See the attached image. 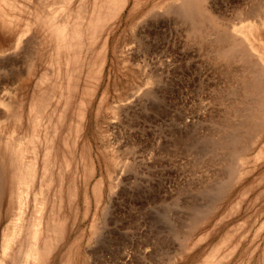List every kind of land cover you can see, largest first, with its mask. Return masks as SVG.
Segmentation results:
<instances>
[{
  "label": "rangeland",
  "instance_id": "374dc122",
  "mask_svg": "<svg viewBox=\"0 0 264 264\" xmlns=\"http://www.w3.org/2000/svg\"><path fill=\"white\" fill-rule=\"evenodd\" d=\"M30 1L0 0L3 10L0 14L4 13L2 16L9 22L2 28L6 36L0 40V48L5 46L9 50L2 48L0 51V77H4V80L0 79V86L7 84L3 87L4 92L0 87V95L11 90L2 99L9 101L12 98L10 101L16 102L12 103L15 108L20 105L16 110L23 108L25 112L20 110L19 115L29 112L33 119L40 118H37L38 123L43 121L38 124L35 119L34 129L33 124L26 125L30 119L26 121L24 114L21 116L23 124L18 116L22 127L17 126L18 123H12L17 119L14 109L16 115L14 120L11 118L13 121L10 119L12 125L9 123V126L8 112L14 107L8 112L5 110L6 115H3L4 108L0 103V115L6 116L5 120L1 117L0 131L4 135L7 133L6 139L0 134V141L14 138L16 134L11 135V130L18 127L14 140L23 146V161L34 164L35 175L42 176L46 171V177L50 178L46 183L54 181L49 183L50 186L45 185L51 196L47 198L49 202H45L43 214L55 212L56 220L63 221L61 229L62 226L64 229L61 240L50 250L53 252H49L59 253L60 260L58 256L56 259L50 257L48 263L201 264L207 258L205 262L217 264H264V130L258 135L248 132L254 139L250 137L248 140L253 139L250 143L242 142L246 148L240 158L227 146L223 147L225 138L237 132L233 126L244 119L235 114L236 107L232 106L238 107L243 97L240 94H243V88L237 79L244 70L240 62H221L210 51H215V45H210L215 32L225 31L231 36L233 26L241 25L243 21L248 24L250 18L247 20L248 16L241 14L246 2L247 14L253 9L248 7L258 3L263 6L264 0L258 3H253L257 0H206L207 7L213 5L214 9H209L222 24L214 32L208 28L204 38L213 37L209 41L198 38L200 43L188 37L189 23L180 21L178 5L172 4L180 0L171 1V5L170 0H122L123 3L120 0L118 6L112 0H68L66 31L69 34L77 27L74 23H79L76 28L80 27V45L76 46L79 49L71 48L74 45L61 38L58 41L47 26L44 25L47 29L42 26V30L38 18H43L48 11L42 8L47 0H42L45 1L42 5L41 0ZM56 1L58 5L62 2ZM93 2L97 3L96 9H93ZM239 8H243V12L240 13ZM35 9H40L42 14L39 10L35 14ZM5 12L9 13L5 15ZM1 15L0 19L5 20ZM11 17L13 21L8 20ZM13 24H19V28L10 29ZM222 25L226 30H222ZM17 29L24 31L23 42L19 44L14 38H17ZM259 30L260 34L255 32V36L264 42V30ZM234 36L241 39L240 34ZM202 41L206 43L205 47ZM208 42L213 48L207 45ZM206 47L214 57L206 52ZM250 53L251 63L256 66L258 63H254L260 56L254 51ZM258 62L264 65L262 60ZM260 64L256 68H263ZM229 65H234L233 70L237 67V75L231 70L224 76L225 68H232ZM17 71L22 74L18 76ZM20 77L26 78L25 81ZM234 78L235 82L232 81ZM44 96L49 99L47 106L42 108L39 100ZM36 103L41 111L34 116L36 110L33 114L30 108L33 106L34 110ZM23 125L29 132L32 128L35 130L34 139H29L32 132L21 131ZM39 125L43 129H39ZM18 131L26 134L21 135ZM48 131L59 138L55 137V140L50 136V139ZM237 133L241 134L240 131ZM43 142H50V147L46 148ZM45 148L50 151L49 159L55 157L49 160L47 170L45 164L42 167L46 162V158L43 159ZM0 152L3 153L1 149ZM230 162L236 165V170ZM55 164L61 167H58L62 172L59 175L60 170L54 167ZM1 167L4 168L3 164ZM230 167H233L234 175ZM60 175L63 180L59 179ZM38 177L35 176V181H39ZM58 188H62L58 192L61 191L63 200L57 196ZM70 194L73 195L72 202ZM52 195L55 198L53 196L51 201ZM7 196L8 190L0 197L1 233L12 213ZM58 199L63 204H59ZM30 206L33 207L31 204L26 207L27 213L32 209ZM52 207L62 211V220L57 214L59 210L56 212ZM208 257L212 259L208 260ZM218 257L223 259L216 262Z\"/></svg>",
  "mask_w": 264,
  "mask_h": 264
},
{
  "label": "bare ground",
  "instance_id": "6f19581e",
  "mask_svg": "<svg viewBox=\"0 0 264 264\" xmlns=\"http://www.w3.org/2000/svg\"><path fill=\"white\" fill-rule=\"evenodd\" d=\"M33 1V0H32ZM32 1H30V2H32ZM39 1V0H38ZM42 1V0H41ZM56 1V0H55ZM54 0H47V2L46 3H44L43 1L42 2H40V4L41 3H44L43 4V9L44 10H48L46 13H45V15L43 16V18L41 17V18H38L39 19V22H40V24H41V27L42 26H47L48 27V29H49V31L50 30H52V31H50L51 33L50 34H52L53 36H56V39L58 40V38H61L63 41H65L66 40V43L67 42H69V44H72V45H74V47H71L72 45H69L71 48H75L77 45H78V43H79V45H80V42H78V37H79V30L78 29H80V27L78 28V29H76L79 25V23L77 22V24L76 23H74L77 27L75 28V29H73L72 27L73 26H75V25H73V22H72V31L69 33V34H67V31H66V26H67V22H68V20H67V17H66V13H69L68 12V10H66L67 8V6H68V4H69V1L68 0H62V2H60V1H58V3L60 2V4L58 5L57 4V1L55 2ZM94 1H96V0H94ZM112 1H115V3L117 4V6H118V3H119V1L120 0H112ZM112 1H110L111 3H113ZM171 1H177V0H170V4L169 5H171ZM253 0H251V2H252ZM256 1V0H255ZM260 1H262V0H260ZM259 0H257V2H253V3H258V2H260ZM120 2H122L123 3V1L121 0ZM209 2V1H208ZM263 2V1H262ZM5 3H7L6 1H5ZM53 3H54V5H53ZM56 3V4H55ZM96 2H93V9H96V8H94V7H96V5H97V3L95 4ZM245 3V2H244ZM243 3V4H244ZM247 3V2H246ZM246 3H245V5H246ZM10 4H13L12 2L10 3ZM94 4H95V6H94ZM173 5H175V4H177L178 5V13H179V15L181 16V20L180 21H182V19L183 20H185V22H186V24L187 23H189V27H188V33L186 32V30L184 29V27H183V29L185 30V34L187 33L188 35H186V36H188V37H191V38H193L192 40H193V42H194V38L196 39L195 40V42L196 41H198V38H204V36H205V33L207 32L206 30L209 28H211L212 30H213V32H214V29L216 28V27H219L222 23H220L221 22V20H220V18L215 14V12L213 13L210 9H212L213 8V5L210 7V6H208L207 7V5H208V3H207V5H206V0H180V2H178V3H172ZM211 4H212V2H211ZM210 4V5H211ZM259 4V3H258ZM258 4H254L255 6H251V7H248V8H253V9H251V10H249L248 12L249 13H247L246 14V11L248 10L247 9V7H245V5H244V8L246 9H244V12H243V8L242 9H240L239 8V10H240V13L241 12H243L244 14H246V15H244L243 13H241L243 16H248V17H246L247 18V20H248V18H250V20H248V24H246V23H244V21H243V24H241V25H236V26H233V28L231 29L232 30V33H234V34H231V36H229V34H227L225 31H218V32H215L214 33V37L212 36V35H209L208 36V38H207V40L209 41V39L211 38V37H213V38H211L212 39V41L210 40V42H211V44L210 45H215V51L213 50H210L212 53L211 54H215L217 57H218V59L221 61V60H223L224 61V63L226 62L227 64L228 63H231V61H237V62H240L242 65L241 66H243L242 68V71L244 72H242L241 70V73H243V74H241V75H239V78L237 79V80H239V82L241 83V85H242V88H243V94L242 93H240V92H238V93H240L241 95H243V97L239 100L240 101V104L238 105V107H237V105L235 106V105H232V106H234V107H236L234 110L237 112H235V114L237 115H239L240 117L241 116H244V119H242V120H238V121H241V122H239L238 123V125H235V126H233L234 128H236V130H235V132L237 131H240L241 132V134L240 133H237L236 132V134L234 135V134H232L233 133V131H232V136H228V137H224L225 138V145L223 146V147H225V146H227L226 148L228 149H230L231 151H232V153L233 154H235L238 158H240L242 155L244 156V154H243V152H244V149L246 148L245 147V143H244V140L247 142H251V140H253L254 138V136L252 137V135L250 134V133H252V134H255V135H258L259 133H262V130H264V65L263 64H260V62H258V61H263V63H264V42H263V40L261 41V38L260 37H256L255 36V32H258V30L259 31H262V30H264L263 28H264V2L262 3L263 4V6L261 5V6H258ZM8 5V4H7ZM14 5V4H13ZM24 5V4H23ZM22 5V7H24ZM36 5H38V4H36ZM36 5H34V7L36 6ZM42 5V4H41ZM46 5L47 6H49V7H46ZM58 7H57V6ZM119 5H122L121 3L119 4ZM168 5V6H169ZM52 6H54V7H52ZM239 6H240V3H239ZM243 6V5H242ZM246 6H248V4L246 5ZM249 6H250V4H249ZM259 7V8H257V9H255V7ZM40 7V6H39ZM98 7H101V6H98ZM172 7V6H171ZM175 7V8H176ZM261 7V8H260ZM0 8H1V6H0ZM36 8V7H35ZM48 8V9H47ZM79 7H77V9H78ZM174 8V7H173ZM172 8V9H173ZM174 8V9H175ZM176 8V9H177ZM210 8V9H209ZM2 9V8H1ZM0 9V10H1ZM169 9H170V7H169ZM214 9V8H213ZM37 10V11H36ZM38 10L39 11H41L40 9H35V14H37V12H38ZM6 11V10H5ZM78 12H79V10H77ZM94 11V10H93ZM170 11H172V10H170ZM216 11V10H215ZM3 12V10H1V13ZM176 12V11H175ZM236 12H239L238 10H236ZM235 12V13H236ZM7 13H9V12H7ZM6 12H5V15L7 14ZM217 13V12H216ZM13 14V13H12ZM40 14H42V11L40 12ZM177 14V13H176ZM218 14H220V13H218ZM241 14H239L238 15V13H237V15L238 16H241ZM1 15V14H0ZM2 15H4V13L2 14ZM1 15V16H2ZM175 15V14H174ZM178 15V14H177ZM222 15V14H221ZM67 16H69V15H67ZM179 16V17H180ZM2 17H5V16H2ZM12 17H14V16H12ZM11 17V18H12ZM178 17V18H179ZM253 17V18H252ZM77 18H78V16H77ZM254 18H255V20H254ZM180 19V18H179ZM221 19H225V18H221ZM1 20V24H0V40L3 38V37H5L6 36V31L5 30H2V28H5L4 26H6L7 27V24H9V22L7 21V19H6V17H5V20L4 19H0ZM9 21L10 20H12L13 21V18L12 19H8ZM227 19H225L224 21H226ZM253 20V21H252ZM15 21V20H14ZM35 21V20H34ZM77 21H78V19H77ZM188 21V22H187ZM224 21H222L223 23H225ZM246 21V20H245ZM249 21H251V22H249ZM15 22H17V21H15ZM75 22V21H74ZM182 22H184V21H182ZM227 22H229V21H227ZM12 23L13 22H10V24L12 25ZM185 24V23H184ZM19 24H17L16 26L19 28V26H18ZM10 26V25H9ZM15 25L13 24V26L11 27L10 26V29H13V27H14ZM15 26V27H16ZM44 26V27H45ZM223 26V25H222ZM46 28V27H45ZM225 27L223 26V28H222V30L224 29ZM9 29V28H8ZM47 29V28H46ZM219 30H221V28H218ZM217 29V30H218ZM18 30V29H17ZM42 30H43V27H42ZM224 30H226V29H224ZM228 30V29H227ZM19 31V30H18ZM17 31V32H18ZM81 31V30H80ZM13 32H14V30H13ZM16 32V33H17ZM211 31H209V33H210ZM8 33V32H7ZM15 33V34H16ZM8 34H10V33H8ZM12 34V33H11ZM23 34H24V31L23 30H21V31H19L18 32V34H17V38L16 37H14L16 40H17V42H18V44H19V42L20 41H22L23 42V40H21L22 39V36H23ZM210 34H212V33H210ZM235 34H240L241 35V39L239 40L238 38H236L234 35ZM258 34H260V32H258ZM234 36V37H233ZM186 38V37H185ZM190 38V39H191ZM205 39V38H204ZM204 39H202V40H204ZM24 40H26V39H24ZM191 40V41H192ZM206 40V39H205ZM206 40V41H207ZM59 41V40H58ZM63 41H61V42H63ZM200 41V40H199ZM198 41V42H199ZM25 42V41H24ZM200 43V42H199ZM202 43H203V41H202ZM201 43V44H202ZM204 44V43H203ZM206 44V43H205ZM205 44H204V47H205ZM207 45H209V42H208V44ZM209 45V46H210ZM13 46V45H12ZM17 46H20V45H17ZM17 46H16V48H17ZM24 46V45H23ZM14 47V46H13ZM80 47V46H79ZM211 47V46H210ZM2 48H4L5 50H7V51H9L8 49H6V48H8V47H6L5 48V46L4 47H2ZM2 48H0V51L2 52ZM15 48V49H16ZM23 48V47H22ZM77 49H79L78 47H76ZM208 47H206V49H207ZM211 48H213V47H211ZM246 48H248L249 50H247ZM11 49V48H10ZM23 49H25V48H23ZM3 51V52H6V51ZM210 51H208V49L206 50V52L208 53L209 52V54H210ZM248 51H249V53H248ZM251 51H254L255 52V55L257 54V56H260L259 57V59H257V62L256 63H254V64H257V65H263L262 67L263 68H261L260 69V67L259 68H256V66H254V65H252V59H251ZM1 52H0V54H1ZM205 52V53H206ZM215 52V53H214ZM206 53V54H207ZM210 54V55H211ZM2 55V54H1ZM209 55V56H210ZM211 56H213V55H211ZM210 56V57H211ZM29 57V56H28ZM207 57H208V55H207ZM209 57V58H210ZM214 57V56H213ZM212 57V58H213ZM250 57V58H249ZM258 58V57H257ZM251 59V60H250ZM33 59L31 58V61H32ZM219 60H216V62H218ZM26 61H28V60H26ZM223 61H221V62H223ZM30 62V61H29ZM236 62V63H237ZM30 63H32V62H30ZM33 63H35V62H33ZM224 63H222V64H224ZM235 63V64H236ZM27 64H28V62H27ZM232 64H233V62H232ZM226 66V65H225ZM228 66V65H227ZM229 66H231V65H229ZM220 66H218V68H219ZM232 67V66H231ZM230 67V68H231ZM29 68H31V66L29 67ZM233 68H234V65H233V67L231 68V69H228V67L227 68H225V71L227 72L226 74L225 73H222L224 76H227V74L229 73V71H231L232 70V72H236L235 74L237 75V71H239L238 69H237V67H235V69L237 70H233ZM3 69V68H2ZM24 69H26V68H24ZM220 69V68H219ZM223 69V70H222ZM240 69H241V67H240ZM4 70V69H3ZM17 70H21V69H17ZM221 70L224 72V68L223 67H221ZM22 71H23V68H22ZM18 72V71H17ZM29 72V71H28ZM32 72V71H31ZM31 72H29V73H31ZM19 73H21V72H18V76L19 75H21V74H19ZM235 75V76H236ZM17 76V79L19 78ZM24 76H27V75H24ZM229 76H233L234 77V75L233 74H229ZM11 77H13V76H11ZM11 77H9V78H11ZM22 77H23V75H22ZM22 77H20V78H22ZM29 77V75L27 76V78ZM43 77V76H42ZM2 77H0V79H1ZM4 78V77H3ZM2 78V79H3ZM14 78V80H15V77H13ZM24 79H26V78H24ZM23 78H22V80H24ZM4 80V79H3ZM7 80H8V78H7ZM42 80H45L44 79V77L42 78ZM42 80H40L39 79V81H40V83H41V81ZM235 80H236V78H234V80H232V81H234L235 82ZM2 81V80H1ZM9 82H10V80H8ZM25 81V80H24ZM22 82V81H21ZM21 82L19 83V84H21ZM26 83V82H25ZM23 84V83H22ZM1 86H2V84H0ZM7 84H5V86H6ZM11 85H13V84H11ZM27 85V84H26ZM25 85V86H26ZM0 86V87H1ZM5 86H3V87H5ZM14 86V85H13ZM21 86V85H20ZM23 86V88H24V84L22 85ZM21 86V87H22ZM3 87H1L2 88V90H3V92L5 91V88H3ZM7 87H9V86H7ZM6 87V88H7ZM16 87V86H15ZM14 87V89L16 90V88ZM18 87V86H17ZM239 87V86H238ZM9 89V88H8ZM13 89V88H12ZM1 90V89H0ZM238 91H239V88L237 89ZM8 91V90H7ZM6 91V92H7ZM14 91V90H13ZM12 91V92H13ZM1 92V91H0ZM5 92V93H6ZM8 92H11V90H9ZM4 93V94H5ZM237 93V94H238ZM2 94V93H1ZM4 94H2V95H0V96H2V97H0V103H1V105L3 104V110L1 111L2 113H3V115L5 114L6 115V111L5 110H7V112H8V110L9 109H12L13 107V109L11 110V111H13L14 109L16 110V109H18V107L20 108V105H19V103H17L19 106L17 107V108H15V105H13L14 103H16V102H12L11 103V99H9V96H8V99H9V101L6 99V101H5V99H2V98H4ZM7 94V93H6ZM12 94V93H11ZM14 94H15V92H14ZM42 94H44V93H42ZM236 94V93H235ZM4 95V96H3ZM16 95V94H15ZM40 95H41V93H40ZM10 96H13L14 97V95H10ZM45 96H48V95H45ZM45 96L44 97H42V98H40V100H39V102H40V104H41V107L43 108L44 107V105H46L47 106V101H48V99L49 98H46L45 99ZM6 97V96H5ZM36 97H38L37 95H36ZM236 97V96H235ZM231 98H233V97H231ZM240 98V97H239ZM42 99V100H41ZM44 99V100H43ZM234 100H235V98H233ZM13 100V99H12ZM47 100V101H46ZM230 101H231V99H229ZM228 100V101H229ZM233 100V101H234ZM9 102V103H11L13 106L11 107V108H8V107H10V105L11 104H9V103H6V102ZM15 101V100H14ZM19 101V100H18ZM46 101V102H45ZM50 101V100H49ZM229 101V102H230ZM239 101H237V102H239ZM35 102H36V100H35ZM39 102H38V104H39ZM42 102V103H41ZM227 103V102H226ZM232 103V102H231ZM21 104V103H20ZM0 105V106H1ZM37 105V103L34 105V110L32 109V107L30 108V110L33 112V111H35L36 110V114H34L35 112H33V114H34V116L35 115H38L37 114V111L38 110H40L41 109V107H39L38 105ZM45 106V107H46ZM38 108V109H36V108ZM229 107H231V106H229ZM6 108V109H5ZM21 108H22V104H21ZM23 109V108H22ZM22 109H20L21 111H23V112H25L24 110H22ZM232 109V108H231ZM231 109H230V112H231ZM14 110V111H15ZM20 110H16L15 111V113H17V115L14 113V111L13 112H11V111H9L7 114L9 115H7L8 117H7V121H8V125H9V123L12 125V123L14 124V122L15 123H18V124H15V125H20V123L21 124H23V121H22V117L21 116H23L24 114H23V112H22V114L21 115H19L20 113H21V111ZM229 110V109H228ZM238 110V111H237ZM20 111V112H19ZM41 111V110H40ZM40 111H38V112H40ZM1 112H0V114H1ZM13 113L14 114V116L11 114V113ZM31 112V113H32ZM29 112H27L26 114H25V116H27L26 118V121L28 120V118L30 119V120H28L27 122H26V125L28 126V125H30L31 126V124H33V128L35 127V124H36V121H37V123L39 122L38 121V119H40L39 117H34L35 119H36V121H35V119H33L31 116H29V115H32V114H28ZM232 113H233V111H232ZM231 113V114H232ZM43 114V113H42ZM10 115H12L13 117H11ZM15 115L17 116L16 118V120L15 121H13L14 120V118H15ZM233 115H234V113H233ZM18 116L20 117L19 118V120L21 121H19L18 120ZM29 116V117H28ZM40 116V115H39ZM4 118V116H1L0 115V118ZM41 117V116H40ZM42 117L44 118V116L42 115ZM41 117V118H42ZM233 117H235V116H233ZM0 119V121L2 120L3 121V119ZM13 120H12V119ZM25 118V117H24ZM50 118L51 117H49V119H48V121L50 120ZM236 118V117H235ZM6 119V116H5V118H4V120ZM13 121H11V120ZM31 119H33V123L31 122ZM45 119V118H44ZM241 119V118H240ZM10 120V121H9ZM18 120V121H17ZM42 121H43V119H41ZM40 120V121H41ZM74 120V119H73ZM237 120V119H236ZM235 120V121H236ZM41 121V122H42ZM5 122V121H4ZM12 122V123H11ZM20 122V123H19ZM28 122H29V124H28ZM31 122V123H30ZM40 122V123H41ZM237 122V121H236ZM235 122V123H236ZM40 123H38V124H40ZM77 123H78V120H77ZM231 123H234V121L233 122H231ZM231 123H230V125H231ZM227 124H229V122L227 121ZM45 125H46V123H45ZM47 125H48V123H47ZM55 125V124H54ZM10 126V125H9ZM21 126V125H20ZM27 126H25V127H27ZM38 126V125H37ZM40 127H39V129L40 128H42L43 129V127L41 126V125H39ZM43 126H44V122H43ZM13 127H14V125H13ZM12 127V128H13ZM22 127V126H21ZM20 127V128H21ZM23 127H24V125H23ZM25 127L23 128V129H21V131H23V130H27V129H25ZM77 127H78V125H77ZM7 128H8V126H7ZM11 128V127H10ZM28 128V127H27ZM33 128H32V134H30L31 132H29L28 130V132H29V134L31 135V137L29 138L30 140H31V138L32 139H34L32 136H33V133L35 132V130H33ZM36 128V127H35ZM34 128V129H35ZM232 128V127H231ZM234 128H233V130H234ZM18 130V127L16 128V126L10 131L11 132V135H17V130ZM37 129H38V127H37ZM47 129V128H46ZM49 129V128H48ZM54 130L56 129V128H53ZM30 130H31V127H30ZM45 130V129H44ZM43 130V131H44ZM50 130V132H51V130L52 129H49ZM231 130V129H230ZM16 131V132H15ZM34 131V132H33ZM47 130H45L44 132H46ZM53 131V130H52ZM56 131V130H55ZM54 131V132H55ZM260 131V132H259ZM15 132V133H14ZM19 132V131H18ZM50 132L48 131L47 133H48V137L50 138V136H51V138H54L55 140H56V138L55 137H58L59 138V136H54L52 133V135L50 134ZM234 132V133H235ZM245 133V135H243L244 133ZM248 132H250L249 133V135H251V136H249L248 135ZM20 133V132H19ZM23 133V132H22ZM22 133H20L21 135H22ZM25 133V132H24ZM24 133H23V135H24ZM43 133V132H42ZM257 133V134H256ZM0 134H1V131H0ZM3 134V133H2ZM1 134V135H2ZM7 134V133H6ZM4 135V136H2L3 138L4 137H6L7 135ZM26 134V133H25ZM29 134H28V137H29ZM43 134H45V133H43ZM50 134V135H49ZM10 135V136H11ZM15 135V136H16ZM37 135V134H36ZM55 135H56V133H55ZM225 135V134H224ZM15 136H13L14 138H8V141L7 140H4V139H6V138H2L1 140H4L5 142H1L0 141V149H1V151H3V153H1L0 152V154H2L3 155V158L2 157H0V197L5 193V192H7V190H8V196L7 197H5V198H7L8 199V197H9V201H8V203L10 204V209H11V211H12V213H11V217L9 218V220L8 221H5V222H7L5 225L3 224V228H1L2 229V235H1V240H0V264H51V263H48V261H49V258L50 257H52V259L53 258H55L56 259V257L59 255V253H56V254H50L51 252H53V251H50L51 249H54V246L55 245H57V242L58 241H60L61 240V237H62V235H63V233H62V230L64 229L63 228V226H62V229H61V222H63V221H59V219H58V221L56 220L57 218H55L56 217V214H55V212H52L51 214H47L46 216L43 214L44 212V210H45V202H46V200H48L47 198L48 197H50V196H48V194H47V189H45V188H47V187H45V185L47 186V184H49V183H53V182H47L46 183V181L47 180H49L50 178L48 177H46V171H44V173L45 174H43L42 176H39V175H35L36 174V170H35V167H34V164L32 163V162H30V161H23V156H22V144L20 143V142H17V141H15L14 139H16L15 138ZM223 136V135H222ZM245 136V137H244ZM12 137V136H11ZM19 137H22V136H20L19 135ZM18 137V138H19ZM24 137V136H23ZM48 137H47V141H48ZM247 137V138H246ZM253 138V139H249L248 140V138ZM50 138V139H51ZM23 139V138H22ZM21 139V140H22ZM44 139V138H43ZM54 139H52V140H54ZM17 140H19V139H17ZM26 140H28V138H27V136H26ZM36 140V139H35ZM54 140V141H55ZM60 140H61V137H60ZM221 140H223V139H221ZM29 141V140H28ZM27 141V142H28ZM44 142L46 141L45 139L43 140ZM57 141H58V139H57ZM56 141V142H57ZM31 142V141H30ZM43 142V143H44ZM51 143L53 142V141H50ZM50 142H48L49 144H45V145H47L46 146V148H48V147H50L49 145H50ZM55 142V143H56ZM60 141H58L57 142V144H60V146L62 145L61 143H59ZM244 144H243V143ZM249 142V143H250ZM29 143V142H28ZM54 143V142H53ZM243 144V146H240V145H242ZM240 144V145H239ZM65 145V144H64ZM248 144H246V146H247ZM51 146L52 147H54L55 145H53V144H51ZM59 147V146H58ZM63 147V146H62ZM45 148V153H43V155L45 154V157L43 158V159H45L46 160V162H44L43 164H42V167H43V165L45 166L44 167V169L45 170H47V167H48V165H49V160H51L52 158H55V157H51L50 159H49V155H48V153L50 152V151H48L47 149ZM55 148V147H54ZM34 149H35V147H34ZM52 149V148H51ZM50 149V150H51ZM35 150H37V149H35ZM56 150H57V148H56ZM61 150H62V148H61ZM34 151V150H33ZM52 151L54 152V150L52 149ZM28 152V151H27ZM35 152V157H36V151H34ZM44 152V151H43ZM62 152V151H61ZM55 153H56V151H55ZM34 154V153H33ZM50 155H51V153H50ZM59 155V153H57V156ZM231 156H232V154H231ZM235 158L234 157V159L237 161L238 160V158ZM61 158V157H60ZM232 158H233V156H232ZM25 159V158H24ZM62 159H63V157H62ZM234 159H232V160H234ZM36 160V159H35ZM60 160V159H59ZM58 160V161H59ZM232 160H230L231 162H232ZM53 162H52V165H54V159L52 160ZM61 161H63V160H61ZM235 161V162H236ZM37 162V161H36ZM55 162H56V159H55ZM60 162V161H59ZM58 162V163H59ZM231 162H230V164H231ZM235 162H233V163H235ZM61 163V162H60ZM229 163V162H228ZM228 163H227V165H228ZM2 164H3V167L4 168H2L1 166H2ZM37 165V164H36ZM226 165V164H225ZM232 165V164H231ZM234 165V164H233ZM232 165V166H233ZM50 166V165H49ZM57 165L55 164V166L54 167H56ZM41 167V168H42ZM53 167V166H52ZM51 167V168H52ZM53 167V168H54ZM59 166H57V168H58ZM229 167V166H228ZM228 167H226V168H228ZM234 170H236V165H234ZM59 168H61V167H59ZM58 168V171L60 170ZM231 168H233V167H230L229 168V170L231 169ZM49 169V168H48ZM38 170V169H37ZM41 170V169H40ZM234 170L233 169H231V171H233V174L232 175H234ZM49 171V170H48ZM51 171H52V169H51ZM54 171V170H53ZM231 171H230V174H231ZM41 172V171H40ZM60 172V173H59ZM59 172H57L58 173V175L59 174H61L62 172H61V170L59 171ZM38 173V172H37ZM49 173V172H48ZM38 174H40V173H38ZM49 174H53V172H51V173H49ZM49 174H47V175H49ZM54 175V174H53ZM35 176H39L40 177V179H39V177H38V179H39V181H35V179H37V178H35ZM49 176H51V175H49ZM61 176H63V175H60V178L59 179H62L63 180V177L61 178ZM51 177H53V176H51ZM59 177V176H58ZM54 179V178H53ZM57 179V178H56ZM62 180H61V182H62ZM57 181H59V180H57ZM61 182H59V185L60 184H62ZM58 184V183H57ZM56 184V185H57ZM55 185V184H54ZM49 186H50V184H49ZM56 186H54V188H55ZM57 187H59L58 185H57ZM60 187H62V186H60ZM48 189H49V187H48ZM62 188H58L57 189V192H58V190H61ZM44 190L46 191V192H44ZM53 191H55L54 189H53ZM62 191V190H61ZM61 191H59L58 192V194L59 195H57L55 192H52V194L53 193H55V195H57V196H61L60 195V193H61ZM70 191V190H69ZM72 191H70V193H71ZM72 194V193H71ZM71 194H70V198L69 199H71L70 201L72 202V198H73V195L71 196ZM73 194H74V192H73ZM7 195V193L5 194V196ZM53 196L54 195H52V198H51V201L53 200ZM62 197V200H63V196H61ZM72 197V198H71ZM54 198H55V196H54ZM3 199H4V197H3ZM6 199V200H7ZM57 199H55L54 201H56ZM59 200V199H58ZM62 200H59L60 202H59V204H61L62 202ZM4 200H2V202H3ZM51 201H50V203H51ZM7 202V201H6ZM48 202H49V200H48ZM68 202H69V200H68ZM4 203V202H3ZM2 203V204H3ZM8 204V205H9ZM29 204H31L33 207H31L30 206V209H31V211H29L28 210V213H27V211H26V207L29 205ZM49 204V203H48ZM63 204V203H62ZM3 205H5V204H3ZM50 205V204H49ZM55 205V204H54ZM58 206V205H57ZM63 207V206H62ZM62 207H60V208H62ZM5 208H6V205H5ZM27 208H29V207H27ZM48 208V207H47ZM46 208V209H47ZM53 209L55 208V207H52ZM51 208V209H52ZM7 209H9V206H8V208ZM51 209H50V211H51ZM57 209V207L55 208V211L57 212L58 210H56ZM1 211V210H0ZM3 211V210H2ZM7 210H5L4 209V213L6 212ZM10 211V210H9ZM53 211V210H52ZM60 211V210H59ZM58 211V213L57 214H59V218L61 219L62 217H61V212L62 211H60L59 212ZM29 213H32L31 215L29 214ZM2 214V213H1ZM6 214L8 215V213L6 212ZM3 215H5V214H3ZM9 215H10V213H9ZM30 215V216H29ZM6 216V215H5ZM3 217V216H2ZM9 217V216H8ZM49 217H50V219H49ZM58 217V216H57ZM4 218V217H3ZM62 220V219H61ZM62 234V235H61ZM59 243V242H58ZM71 246V245H70ZM74 246L76 247V245L74 244ZM71 247H73V246H71ZM70 247V248H71ZM74 248V247H73ZM71 250H72V248H71ZM71 250H69V251H71ZM50 252V253H49ZM75 252V251H74ZM65 253V252H64ZM71 253H73V251L71 252ZM74 254V253H73ZM66 255H67V257H68V255L69 254H67V252H66ZM66 255H64L65 256V258H67L66 257ZM75 255V254H74ZM126 255V254H125ZM73 256V255H72ZM124 256V255H123ZM211 256H213V253L211 254ZM61 257V256H60ZM70 257V256H69ZM121 257H122V255H121ZM127 257V256H126ZM210 257V256H209ZM208 257V258H209ZM214 257H215V255H214ZM216 257H217V255H216ZM63 258V257H62ZM61 258V260H63ZM64 258V259H65ZM71 258H74V257H71ZM123 258V260H125L124 259V257H122ZM121 258V259H122ZM219 258V257H218ZM58 259L60 260V258H59V256H58ZM206 260H207V258H205ZM210 259H212V257L211 258H209L208 260H210ZM214 259V258H213ZM221 258H219V259H216V262L218 261V260H220ZM223 259V258H222ZM221 259V260H222ZM66 260V259H65ZM204 260V259H203ZM203 260H202V263H203ZM206 260H204V262L206 261ZM55 261V260H54ZM53 261V262H54ZM213 261H215V260H213ZM62 263H63V261H61ZM120 262V261H119ZM209 262V261H208ZM205 262V263H203V264H217V263H212V262ZM69 263V262H68ZM71 263V262H70ZM201 263V262H200ZM201 263V264H202ZM221 262H219V264H220ZM53 264H56V263H53Z\"/></svg>",
  "mask_w": 264,
  "mask_h": 264
}]
</instances>
